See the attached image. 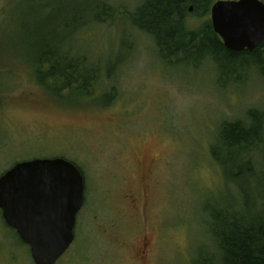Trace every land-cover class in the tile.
Wrapping results in <instances>:
<instances>
[{
    "label": "rangeland",
    "instance_id": "rangeland-1",
    "mask_svg": "<svg viewBox=\"0 0 264 264\" xmlns=\"http://www.w3.org/2000/svg\"><path fill=\"white\" fill-rule=\"evenodd\" d=\"M142 2L0 0V176L19 162L63 158L84 180L74 241L56 264H139L133 249L142 244L146 264H194L216 251L215 210L242 211L249 199L264 215V138L239 165V153L228 162L229 148L215 149L220 163L211 154L222 123L264 112V79L222 55L215 64L160 58L130 22ZM206 22L210 14L186 18L193 30ZM43 44L85 82L98 76L90 96L60 99L38 82ZM0 264H33L1 214Z\"/></svg>",
    "mask_w": 264,
    "mask_h": 264
},
{
    "label": "trees",
    "instance_id": "trees-1",
    "mask_svg": "<svg viewBox=\"0 0 264 264\" xmlns=\"http://www.w3.org/2000/svg\"><path fill=\"white\" fill-rule=\"evenodd\" d=\"M214 2L215 0H143L130 15V22L153 39L158 55L168 62L196 55L202 61L209 59L215 64L217 55H222L234 63L241 61V65L250 64L264 79V42L255 51L233 53L224 48L210 22H206L198 30L187 27L186 18L189 14L207 16ZM100 19L101 14L98 13L93 17L94 22H99ZM39 52L37 67L33 73L41 85L45 86L46 81L51 86V94L63 99L62 94L75 90L90 96L91 87L99 82L93 78L98 76L88 77L85 82L74 70L77 65L68 64V57H63L64 65L62 61L55 62V47L43 44ZM241 65L235 69L231 66L229 71L235 73ZM221 67L228 71V65L226 68ZM246 118V121L224 122L220 125L219 142L211 152L216 163H220L215 150L218 146L229 148L231 153L228 155V162L233 159V153H239L240 157L236 161L238 165L242 159L253 156L256 147L261 149L264 112L251 110ZM262 148L264 156V147ZM246 164L250 166L244 169L254 175L250 161ZM263 184L264 173L261 174L258 186ZM260 197L264 198V195ZM241 206L244 207L242 211L230 207L227 210L217 209L210 214L209 229L216 251H203L204 255L199 256L194 264H264V215L254 214V204L249 199L243 201Z\"/></svg>",
    "mask_w": 264,
    "mask_h": 264
},
{
    "label": "water",
    "instance_id": "water-1",
    "mask_svg": "<svg viewBox=\"0 0 264 264\" xmlns=\"http://www.w3.org/2000/svg\"><path fill=\"white\" fill-rule=\"evenodd\" d=\"M210 23L226 50L255 51L264 42V3L218 0ZM83 203V176L63 158L19 162L0 176L2 220L28 247L33 264H56L67 252Z\"/></svg>",
    "mask_w": 264,
    "mask_h": 264
},
{
    "label": "flooded vegetation",
    "instance_id": "flooded-vegetation-1",
    "mask_svg": "<svg viewBox=\"0 0 264 264\" xmlns=\"http://www.w3.org/2000/svg\"><path fill=\"white\" fill-rule=\"evenodd\" d=\"M129 197H127L128 199ZM131 201H133V197H131ZM1 214V212H0ZM4 222V221H3ZM15 233V231H13ZM16 235V233H15ZM147 246L145 244H142L140 245V247H136L133 249L134 253H136V255L134 254V257L138 262L139 264H146L147 263V260H148V254H147ZM133 255V254H132ZM131 255V256H132Z\"/></svg>",
    "mask_w": 264,
    "mask_h": 264
}]
</instances>
